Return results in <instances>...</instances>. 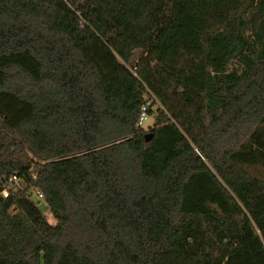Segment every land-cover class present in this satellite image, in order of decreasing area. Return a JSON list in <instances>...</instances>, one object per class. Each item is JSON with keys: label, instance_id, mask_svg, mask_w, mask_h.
<instances>
[{"label": "trees", "instance_id": "16d2710c", "mask_svg": "<svg viewBox=\"0 0 264 264\" xmlns=\"http://www.w3.org/2000/svg\"><path fill=\"white\" fill-rule=\"evenodd\" d=\"M260 164L264 0H0V264H264Z\"/></svg>", "mask_w": 264, "mask_h": 264}, {"label": "built area", "instance_id": "2783aa9c", "mask_svg": "<svg viewBox=\"0 0 264 264\" xmlns=\"http://www.w3.org/2000/svg\"><path fill=\"white\" fill-rule=\"evenodd\" d=\"M152 101H149L142 110L141 113V117H140V125L143 126V124L149 119L150 114H149V110L152 107ZM22 186V179L19 178V176L15 175L12 176L11 178H8L1 190H0V196H2L3 198H8L11 194V189L12 188H20ZM38 198H43V194L39 193L38 194Z\"/></svg>", "mask_w": 264, "mask_h": 264}, {"label": "rangeland", "instance_id": "374dc122", "mask_svg": "<svg viewBox=\"0 0 264 264\" xmlns=\"http://www.w3.org/2000/svg\"><path fill=\"white\" fill-rule=\"evenodd\" d=\"M161 105L160 104H156L154 105L153 107V110H154V113L152 115H150L149 119L143 124V128L149 132L152 128L155 127V124H156V120H157V116L159 114H161V110H157L158 107H160ZM163 109V107H162ZM165 110V108L163 109ZM166 114L168 113V111H165ZM253 173H257L260 177L264 178V166L262 164L260 165H257L256 168H253L251 170ZM47 215H48V219L52 222V223H55V218L53 217V215L50 213V212H47Z\"/></svg>", "mask_w": 264, "mask_h": 264}, {"label": "water", "instance_id": "95a60500", "mask_svg": "<svg viewBox=\"0 0 264 264\" xmlns=\"http://www.w3.org/2000/svg\"><path fill=\"white\" fill-rule=\"evenodd\" d=\"M150 134H147V140H150L151 136H149Z\"/></svg>", "mask_w": 264, "mask_h": 264}]
</instances>
